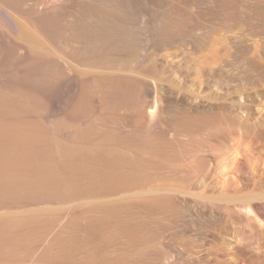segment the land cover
Returning <instances> with one entry per match:
<instances>
[{
  "label": "rangeland",
  "instance_id": "rangeland-1",
  "mask_svg": "<svg viewBox=\"0 0 264 264\" xmlns=\"http://www.w3.org/2000/svg\"><path fill=\"white\" fill-rule=\"evenodd\" d=\"M138 1L154 26L175 2ZM179 1L170 36L106 67L59 26L0 63V122L38 132L52 158L48 180L0 174V264H264V0ZM39 52L63 65L31 66ZM109 78L134 84L137 110L102 106Z\"/></svg>",
  "mask_w": 264,
  "mask_h": 264
},
{
  "label": "bare ground",
  "instance_id": "bare-ground-1",
  "mask_svg": "<svg viewBox=\"0 0 264 264\" xmlns=\"http://www.w3.org/2000/svg\"><path fill=\"white\" fill-rule=\"evenodd\" d=\"M172 7V11L170 10V12L162 13L163 17L160 18V22L157 26H154V19L158 20V16H154L149 7L142 6L138 0H110L102 2V4H95L93 2H78V0H0V54L4 53V57H7L5 61L3 59V61L0 60L2 61L0 63L7 66L13 64L12 67H17L14 65L16 62L13 61L15 56H20L22 58L23 56H29L31 54L28 52L29 49L26 43L37 44L38 41H40L39 39L41 37H39V35L42 31L46 33L48 37V34L50 33L48 31H52V28L59 26V29H62V31L66 27L74 29L75 33L72 31V34H75L74 38L82 43L84 50L87 52V54H84V51H81V53H83V58L85 59L84 62L106 67L107 65H111L118 61L123 55L127 54L129 56H134L137 53L139 45L143 42L142 39L145 40L142 43V46L144 50H146L147 46H149V41H151L155 34L170 36L172 34L170 24L174 18L173 14H177L181 10L180 1L175 0ZM76 11H79L82 16L78 15L79 18L70 22V15ZM54 30L58 31L57 29ZM54 35L55 34H53L52 37ZM56 53H37L34 55V58H32L33 63L31 66H46L54 68L61 67L63 64L60 62L62 61L60 59V61L58 60L55 56ZM50 54H52V56H50ZM77 56L79 55L77 54ZM81 59L82 58H80V60ZM35 73L36 72H34V74ZM54 74H56V77L57 74L62 75L53 69L50 73H48V75L44 74L45 77L41 75L44 77L43 79H40L38 75V80L40 79L41 81H38L39 84L44 87L50 86L48 84H50L51 80H53L52 77L54 78ZM60 77L61 76H58L57 78L61 79ZM57 78L53 81L58 80ZM112 78H109L111 81L108 79L102 82L101 80L102 83L106 81H108L106 83H109V86H107L108 84L102 86L98 92L102 106L104 108H117L119 105H127L129 107L131 106L130 108H132V110H137L138 104H136L134 100L138 98V96L136 97L137 94L135 95L138 91L136 92V88L134 91V84L132 86V83H129L132 86V88H130V85L128 86L126 82L124 83L123 78H119V80L122 79V82L120 81L121 83L128 86H125L128 91L125 93V89H121L123 84H121L119 80V83L117 81L113 82ZM116 79L118 78H115L114 81ZM38 88L40 90V87ZM124 93L125 96H123ZM85 94L86 93H84L83 90H79V92H76L75 95L71 94L68 98L67 102H73L74 105L78 106V109L74 110L75 115H78L81 109V112L84 113L85 107L83 108L82 106L87 102V96H85ZM134 96L136 97L135 99ZM6 107L5 102L0 100V115L5 113V110L7 111ZM76 111H78V113H76ZM141 125L140 128L143 126ZM21 128H17V126L10 127V125L0 122V174L3 176L2 172H6L7 174L4 173L5 177H7L8 174L11 175V177H15L20 176L18 174L20 171H22V174L20 173L21 175L25 172H33L37 176L38 180H48L49 178H46L50 170L48 160H50L51 157L49 159L46 158V154L48 157V152L44 151L42 148L44 147L43 144L45 141L43 144L41 142H43L44 138L42 139V135L40 136L38 132ZM17 139H21V141L24 139L23 141H25V143H27V139L28 144L30 145L26 144L28 145L26 146L25 143L23 144V141L21 142ZM15 143H19L17 144L19 149L15 147ZM22 144L25 149L20 147L23 146ZM37 146L41 147L38 148ZM38 149L41 151H38ZM241 150L242 149L239 150V148L227 149L226 151L224 150L225 152H222L220 156V163L227 165L230 164L232 160L231 158H233L232 156H236L239 152H241ZM49 156L51 155L49 154ZM22 168L23 170L25 169V172L23 170H19ZM251 210L252 209L248 206V211Z\"/></svg>",
  "mask_w": 264,
  "mask_h": 264
}]
</instances>
